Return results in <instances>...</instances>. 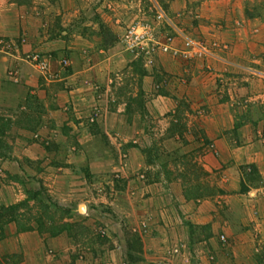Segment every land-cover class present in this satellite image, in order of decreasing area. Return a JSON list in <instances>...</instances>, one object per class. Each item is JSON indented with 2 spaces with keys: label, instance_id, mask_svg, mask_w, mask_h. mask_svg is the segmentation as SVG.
Masks as SVG:
<instances>
[{
  "label": "rangeland",
  "instance_id": "obj_1",
  "mask_svg": "<svg viewBox=\"0 0 264 264\" xmlns=\"http://www.w3.org/2000/svg\"><path fill=\"white\" fill-rule=\"evenodd\" d=\"M154 1L184 30L211 46L220 60L188 62L158 54L147 64L123 52L118 40L116 48L110 49L113 40L108 39L106 30L99 33L107 47L75 46L64 49L67 55L58 47L48 52L42 12L58 0H0V11H17L14 19L26 23L28 29V36L18 38L20 46L0 41V53L14 59L6 71L0 63V89L3 86L7 93L14 85L17 90L15 97L3 99L9 106L6 113L0 106V163L10 164L11 153L23 147L17 139L19 133L29 140L24 146L38 155L35 160L20 159V171L15 165L11 175L8 170H3L7 176L0 175V184L10 186L4 188V198L23 192L16 204L0 205V222L6 225L17 219L21 229L35 228L53 239V254L56 248L70 247L86 264H233L227 252L231 248L249 245L264 249V238L252 244L254 235L259 236L264 227L246 222L245 205L234 195L226 197L222 163L216 165L211 159L214 169H207L205 157L210 151L216 155L218 148L209 138L214 125L206 119H214L218 129L217 122L222 123L228 106L233 112L226 117L228 128H232V114L244 124L263 117L264 0H234L235 6L228 9L235 11H222V0H138L141 14L134 21L155 25ZM92 2L69 0L66 7L69 11H97L94 5L99 0ZM103 9L112 11L114 7L110 10L106 4ZM9 52L11 56L6 55ZM69 52L86 61L88 55L91 63L114 56H109L112 60L102 65L100 73L75 79L94 94L89 106H108L114 99L108 95L113 93L119 104L127 103L128 119L135 127H124L110 136L109 123L115 120L123 127L126 118L124 111L118 116L104 111L100 116L103 131L100 126L97 133L87 127L77 131L74 121L94 122L91 113L78 111L82 106L78 96L59 93L68 91L71 84L66 77L77 67ZM114 64L120 66V75L117 82L110 83ZM109 87H114L112 92ZM99 93L102 96L98 98ZM160 107L166 112L158 111ZM20 123L27 126L21 128ZM243 127L236 123L231 132L240 129L247 136L252 131L257 135L258 129L247 132ZM121 133L137 140L122 143ZM260 135L264 136V129ZM126 148H131L130 154ZM65 183L71 184L69 189ZM258 185V172L243 167V203ZM55 187L63 197L49 192ZM78 204L82 206L76 209ZM192 209L195 216H191ZM65 230L69 244L57 239ZM58 255L61 261L62 251ZM261 256L258 261L264 262V254ZM17 259V255L0 258V264H14Z\"/></svg>",
  "mask_w": 264,
  "mask_h": 264
},
{
  "label": "crops",
  "instance_id": "obj_2",
  "mask_svg": "<svg viewBox=\"0 0 264 264\" xmlns=\"http://www.w3.org/2000/svg\"><path fill=\"white\" fill-rule=\"evenodd\" d=\"M67 1L69 0H58V3L56 5L50 3L48 10L42 12V19L44 22L46 20L47 28L46 32L44 33V43L46 42L45 47L48 48V52L54 51V47H58L57 50L60 51L62 55H67L68 53H66L65 50L71 48L74 49L76 48L75 46L85 49L107 47L105 42H103L104 38L102 36V33H99L101 32V30H106V32L109 34L108 39L110 37V40H113V42H109V47H112L110 49H113L114 45L116 48L117 44L115 43L119 42V38L123 33L124 27L130 22H133L134 18L141 14V11L137 10V7L139 6L137 5L138 0H104L105 3L108 4L110 10L111 7H114L112 11H106L105 9H103V7H106V4L104 3V1L100 2V0L98 4L94 3L95 0H93L92 2L93 5L95 4L94 7H96L97 11H81L79 9L69 11L66 7ZM73 1H75L76 4H79L80 0ZM233 3L234 0H222V11H235L228 9ZM233 6H235V4H233ZM168 14L172 19H174L170 12H168ZM16 15L17 11H0V37H4V39H1L0 41L3 44L8 43L9 41H14L19 43L20 46L18 38L22 34H27L28 36V29H26V25L24 26V24L26 23H21L17 18L14 19V16ZM181 28L184 29L183 27ZM190 35L192 36V34ZM33 40H35L34 35ZM50 47L51 49H49ZM69 54L72 55L71 60H74L76 58V60L74 61H76L77 67L76 69H74V72L70 74V76L66 77V80H68L69 84H71L70 88H68V91L62 89L59 93L66 92L67 95V93L69 92L74 97L78 96L79 98L76 100L78 102H82L80 103V105L82 104V106L81 108H78V111L82 110L84 114H86L87 112L89 114L91 113V119L93 120L94 125H96H89L87 120H84L83 122H79L78 120H76L74 121V126L77 131L83 132L85 130L84 128L87 127L88 129H96L94 133H97L99 131V129H97V126H100V129L103 131V121H101L100 119L102 118L101 115L104 111L116 116L119 115L118 112L124 111L123 116L126 118L124 119L126 126L123 127H121L120 123L115 122V120L109 123L108 133L111 132L110 136L117 134V132L119 133V130H122L124 127H135L136 124L134 123L133 125H131L130 122L132 120L128 119L129 112L127 103L126 105L119 104V102L115 100V96L113 93V95H108L109 97H114L112 102L110 101L108 103V106L102 107L101 104H95V107H93V105L89 106L94 102V94L92 92L86 91L87 85H85L81 81L77 82V80L75 79L76 77L82 78L85 74V78H88L93 73H100L101 70H103L101 68L102 65H104L105 67L106 63L112 60V58H110L109 56H114L111 54L106 57V60L103 59L100 63H91L89 62L91 58L88 57V55H86L85 57V59H87L86 61L80 58V55L76 54V52H69ZM6 55L11 56L10 52ZM13 62L14 59H12L11 57H5L0 53V63L4 64V69L1 68L3 69V71H6L5 67L7 65L13 64ZM79 63L83 64L84 68L82 66L78 67ZM119 68L120 66L118 68L117 65L114 66V70H112L114 79H111L109 81L110 83L117 82L116 79L119 78L120 75ZM105 73L106 72H104L103 75H105ZM0 76L2 77V74H0ZM13 86H11L7 93L5 92L6 88H4L3 86L0 89V94L2 96L0 97V106L5 107V113L8 111L7 108L9 106L3 101V99L10 98L9 95L15 97V93L17 92V90H14ZM113 89L114 87H109L108 92H112ZM91 94H93L92 97ZM101 96L102 94L99 93L98 98ZM86 100L88 101V104L83 103ZM116 105H118V107ZM261 106V108H264V105ZM166 110L164 107H160L158 109V111L164 113L166 112ZM9 112L11 113V111ZM92 113L96 114L97 116H92L94 115ZM230 113L233 112L228 106L222 113V123L217 122L220 124L218 126V129L215 128L217 124L214 123V119H206L207 123L210 121L212 122L211 126L214 125L213 127H211V129L213 128L214 132L213 134L209 132V138L211 142H214L216 144L219 153L218 151H216V155H212V151H210L208 152V155L204 160L207 163V169L209 171L214 169V167L212 168L209 164L211 163V159L216 163V165H218L220 162L222 163V190H224L227 194L226 197L230 199V197L234 195V199H236L239 203L245 205L244 207L247 215L246 222L255 221L261 223V226L264 227V136L260 135V133H262V130L264 129V112H262L263 117L260 120L255 122H248L245 124L239 120L236 114H232V123L230 124V127L232 125V128H228L225 121H227L226 117L230 116ZM215 119H218L217 115ZM236 123L238 125H241V127L244 126L243 128H246L247 132H249V129H258V132H256L257 135L252 131L250 133L251 136H247L240 133V129L238 133L237 131H235V133L233 134L231 130L234 128ZM19 125H21V128H25V126H27L21 123ZM28 126L30 127V125ZM121 134L122 135L119 136L121 137L120 141L122 143H126L127 145L134 143L137 140L134 138V136L131 137L130 135H124L123 133ZM136 134L138 133L136 132ZM17 139L20 141V143H23V147L20 146L19 148H16L13 153H11L10 157L12 162L10 164L8 162L0 163V175L2 176H7V174L3 170H8V173L10 174V172H12L11 170L15 169V165L17 170L20 171V159L28 158L30 160H35L38 158L36 152L30 151L26 146H24V143L29 144V140L25 136H23L22 133H19V137ZM126 152L130 154L131 148H126ZM245 166H254L256 168L259 175V185L251 192H249L248 199L245 201V203H243V199L240 196V178L241 169ZM53 182L54 181H52V183ZM65 185L66 189H69L68 187L71 186V184L69 185L68 183H65ZM4 188L10 189V186L6 187L0 184V205L3 204L6 206L16 204L23 197V192H21V190H18L14 192V194L12 195V199L11 197L4 198L2 195L4 193V190H6ZM49 192L53 193L54 195L63 197L60 188L55 187V190L52 189L49 190ZM79 206H82V204H78L76 209H78ZM84 206L85 209H87L86 205ZM195 215L196 213L192 209L191 216ZM260 238H264V232H261L259 236L257 234L256 237L254 235L255 241L252 239V244H256L257 241L259 243L263 242L260 241ZM57 239L63 240L67 244H69V233L65 230L57 237ZM51 242H53V239H50L44 233L35 228L23 232L18 230L15 222H10L6 225L0 222V258L7 257V259H9L17 255L18 259L14 264H86V261H82V257H80L81 260L77 259V255L80 254L75 255V249L70 250V247H66L63 250H59L55 247V253L53 254V249H51L50 247ZM61 251L63 253V259L61 261H58V252L61 253ZM227 252H229L228 254L229 257H231V261H233V264H264V262L258 261V259L262 258L261 255L264 254V249L262 247L250 248L249 245L246 247L239 246L231 248L227 250Z\"/></svg>",
  "mask_w": 264,
  "mask_h": 264
},
{
  "label": "built area",
  "instance_id": "obj_3",
  "mask_svg": "<svg viewBox=\"0 0 264 264\" xmlns=\"http://www.w3.org/2000/svg\"><path fill=\"white\" fill-rule=\"evenodd\" d=\"M155 25L142 19L126 25L119 38L121 49L147 64L158 54L171 55L184 61L220 60L214 49L191 36L170 17L157 2L153 3Z\"/></svg>",
  "mask_w": 264,
  "mask_h": 264
},
{
  "label": "trees",
  "instance_id": "obj_4",
  "mask_svg": "<svg viewBox=\"0 0 264 264\" xmlns=\"http://www.w3.org/2000/svg\"><path fill=\"white\" fill-rule=\"evenodd\" d=\"M250 168H252V169H254L255 170V174L257 173V170H256V168L254 167V166H250ZM17 209V208H16ZM64 213H67L68 214V211H65ZM15 223H16V226H17V228L19 229V231H25V230H27V229H21V227H20V225H21V223H20V221L19 220H15Z\"/></svg>",
  "mask_w": 264,
  "mask_h": 264
}]
</instances>
